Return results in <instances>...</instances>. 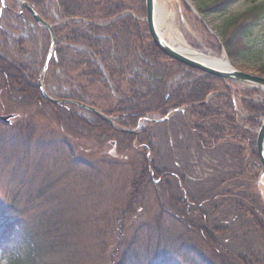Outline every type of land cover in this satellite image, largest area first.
Returning <instances> with one entry per match:
<instances>
[{
	"label": "trees",
	"instance_id": "1",
	"mask_svg": "<svg viewBox=\"0 0 264 264\" xmlns=\"http://www.w3.org/2000/svg\"><path fill=\"white\" fill-rule=\"evenodd\" d=\"M234 1L203 0V5L195 6L204 15L223 11ZM27 2L54 24L55 51L43 76L49 95L96 107L116 116L124 128L136 127L139 119L149 113L165 116L171 109L185 110L139 133H130L114 129L101 117L74 104L51 103L43 96L39 83L51 45L50 33L17 0H6L0 22L5 14L12 15L42 30L43 35L38 51L24 62L9 55L12 53L5 41L9 33L0 31V78L9 106L49 108L64 128L99 136L101 147L113 137L118 138L117 144L129 145L139 158H125L131 164L128 170L119 165L120 161L104 158L109 167L105 177L113 179V171L124 167L119 179L124 182L132 177L128 212L137 198H145L148 193L155 196L157 210L155 227L145 224L143 229L132 228L128 238L123 223L105 231L103 237L109 235L113 248L107 247V241L102 242L95 249L101 260L88 262L83 258V249L76 251L77 246L83 248L81 224L77 228L73 220L55 210L47 219L55 227H49L47 233L21 232L20 219L11 217L7 206L0 204V264H264V251L252 239L264 243V202L256 186L261 169L257 133L244 127L260 125L257 117L264 115V102L235 96L238 106L248 113L238 120L232 96L237 85L162 53L144 20L145 0ZM263 18L264 0H254L225 22L221 36L231 58L249 49L247 36ZM23 41L16 43L23 47ZM18 52L28 53L25 49ZM262 59L258 72L264 75ZM240 90L244 96L261 94L258 89ZM80 110L87 111L91 119L83 117ZM16 114L15 120L29 115ZM0 126L6 127L1 122ZM154 128H160L167 137L171 132L166 152L154 141ZM61 141L63 137L58 139V147ZM71 157L67 156V162ZM194 161L209 173L197 175ZM96 177L92 176V183ZM126 214L110 219L121 221Z\"/></svg>",
	"mask_w": 264,
	"mask_h": 264
},
{
	"label": "rangeland",
	"instance_id": "2",
	"mask_svg": "<svg viewBox=\"0 0 264 264\" xmlns=\"http://www.w3.org/2000/svg\"><path fill=\"white\" fill-rule=\"evenodd\" d=\"M205 1L209 3L212 0ZM253 1L235 0L223 11L206 12L204 15L199 13L203 21L184 0H165V8L169 13L167 18L173 22L175 30L189 45L207 55L220 57L224 51L227 53L221 36L225 22L231 16L250 7ZM192 5H203V0H194ZM4 19L0 22V31L5 29L9 33V37L5 40L8 45L7 50L12 53L9 55L29 62L43 43L42 30H37L27 22L21 23L12 15L5 14ZM165 33L167 41H170V34ZM22 38L23 47L16 43ZM246 41L249 43V49L240 56L231 58L228 55L230 62L237 69L261 75L258 66L264 58V18L250 30ZM18 49H25L28 53L21 55ZM241 88L247 87L237 85L233 87L232 93L236 96L242 95ZM258 96L264 97V91L262 90V94ZM26 112L29 115L23 114ZM79 112L83 117L91 119L87 111ZM7 113L27 116L25 119L24 117H20L19 120L14 119L11 123L1 122L6 127L0 126V204L7 206V211L12 214L11 217L20 219L19 223L23 224L20 225L21 232L26 230L37 234L47 233L49 227H55L51 222L48 223V215L56 210L69 221L73 220L77 228L80 224L83 226V237H81L83 248L77 246L76 251L83 249L84 260L90 262L101 260V255L96 253L95 249L97 246L100 247L102 242L107 241L108 248L112 249L114 246V241L108 234L103 237L105 231L123 223V229L124 227L126 229L125 237L128 238L132 228L139 226L143 229L145 224L148 228L155 227L153 221L157 206L154 195L148 193L145 198H137L129 212L126 207L129 194L132 192V177L130 175L127 181L123 182L119 179V174L124 167L128 170L131 166L130 161L126 159L132 156L135 159L139 158L138 153H134L129 145L123 142L117 144L118 138L113 137L105 147H101L99 136L90 137L64 128L49 108L33 107L27 110L17 106L11 108L8 94L3 89L0 78V115ZM147 122L142 123V129L150 126ZM160 128L153 130L156 133L154 141L162 151L166 152L169 150L167 141L169 138L171 140V132H169L170 137L169 135L167 137ZM61 137H63L61 141L63 148L60 145L58 147V139ZM111 141L116 142L113 144ZM171 143L173 146V139ZM71 154L73 162L72 160L67 162V156ZM109 156L113 161H120L122 163L119 164L120 166H124L115 169L114 178L110 180L105 177L109 173V167L103 160ZM74 159L79 161V164H75ZM194 164L197 175L209 173L201 168L200 163L194 161ZM86 176L91 179L87 180ZM92 176H99L96 177L98 179L95 183L91 182V180L94 182ZM95 187L98 189H94ZM262 197L264 202V195ZM125 213L128 214L121 221L110 219L114 215L115 218L122 217ZM252 239L264 251V243L258 238Z\"/></svg>",
	"mask_w": 264,
	"mask_h": 264
},
{
	"label": "water",
	"instance_id": "3",
	"mask_svg": "<svg viewBox=\"0 0 264 264\" xmlns=\"http://www.w3.org/2000/svg\"><path fill=\"white\" fill-rule=\"evenodd\" d=\"M20 1L22 2L23 7L31 13V15L34 17V19L39 24H41L42 26L47 28L51 33L52 49L50 50V52L48 54V57H47V60H46V63H45L44 69H43V73H44L48 69L49 62H50V59H51L52 54H53V48L56 44V37H55L53 25L50 24L49 22H47V20H45L43 17H41L28 4L27 0H20ZM184 1L191 7L192 11L203 21V18L199 15L196 8L192 5V2L190 0H184ZM145 2H146V13H147L146 21L148 23V28H149L150 34L152 36V39H153L155 45L165 55H167L170 58H173V59H175V60H177V61H179V62H181V63H183L189 67L200 70L202 72L209 73V74L218 76L220 78L230 80L233 82H237L240 84H244L247 86H252L254 88L264 89V76H262V75H256V74H252V73L237 69L233 65H231V67H229V68H224V69L218 68L215 66H211L208 63L201 61L195 57L186 55V54L180 52L175 47H173L163 36H161V31L159 30L158 5H157L158 0H145ZM3 4H4V2H3ZM224 54H226L225 51H224ZM40 88H41V92L44 95V97L47 98L50 102H52L54 104H62V103L68 102L67 100H60V99H55V98L50 97L46 93V91L43 87L42 81H40ZM76 104L81 105V106L91 110L92 112L101 116L102 118H104L108 122H111L108 119V117L105 116L99 109L92 107V106L83 105V104H80L77 102H76ZM15 117H16V115H14V114L1 115L0 121H2L4 123H11L12 119ZM166 118H164V120ZM257 145H258V154H259V157H260L261 162H262V170H261V173L259 176L258 185H259V189L261 190V193L264 195V122H263L261 130L259 132Z\"/></svg>",
	"mask_w": 264,
	"mask_h": 264
},
{
	"label": "bare ground",
	"instance_id": "4",
	"mask_svg": "<svg viewBox=\"0 0 264 264\" xmlns=\"http://www.w3.org/2000/svg\"><path fill=\"white\" fill-rule=\"evenodd\" d=\"M158 5V25L159 30L161 31V36L165 39V32H168L171 36L170 41H168L173 47L178 49L180 52L195 57L201 61L208 63L211 66H215L218 68H229L232 63L230 62L229 57L226 54L222 56H212L207 55L204 52H200L193 48L189 43L185 40L183 36H181L174 28L173 22H171L167 16L169 15L168 11L165 8V0L157 2ZM160 9V10H159ZM167 40V39H166Z\"/></svg>",
	"mask_w": 264,
	"mask_h": 264
}]
</instances>
